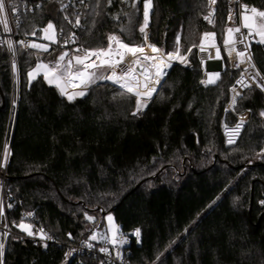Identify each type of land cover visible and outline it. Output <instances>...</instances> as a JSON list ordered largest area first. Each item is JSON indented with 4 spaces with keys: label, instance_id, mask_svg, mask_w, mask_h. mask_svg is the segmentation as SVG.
Instances as JSON below:
<instances>
[{
    "label": "trees",
    "instance_id": "trees-1",
    "mask_svg": "<svg viewBox=\"0 0 264 264\" xmlns=\"http://www.w3.org/2000/svg\"><path fill=\"white\" fill-rule=\"evenodd\" d=\"M113 1L109 6L107 0H88L77 44L101 48L109 36H125L128 11L115 18L121 4ZM243 1L264 9V0ZM26 2L34 9L23 13L21 34L49 21L70 34L65 16L74 10L68 0ZM130 2L137 34L144 0ZM209 2L153 0L151 41L169 51L186 19L180 50L188 63L173 66L138 117L132 115L135 100L111 84H96L74 101L43 75L29 85L27 73L44 55L62 52L59 45L42 56L18 47L14 92L9 54L0 46V160L6 133H13L6 184L15 205L8 219L17 223L24 211L32 212L56 240L44 247L11 236L5 264H100L97 255L68 256L66 244L89 240L108 213L120 232L141 230L142 244L126 248L129 264H264V93L246 89L234 113H227L230 89L241 73L229 68L225 55L220 79L201 84L197 45L210 31L223 43L229 11V0H217L210 26ZM253 56L264 76V45L256 43ZM245 111L250 117L238 142L227 146L224 120L233 125Z\"/></svg>",
    "mask_w": 264,
    "mask_h": 264
},
{
    "label": "snow or ice",
    "instance_id": "snow-or-ice-1",
    "mask_svg": "<svg viewBox=\"0 0 264 264\" xmlns=\"http://www.w3.org/2000/svg\"><path fill=\"white\" fill-rule=\"evenodd\" d=\"M80 3H84V0H79ZM126 2V0H125ZM139 2V0H137ZM109 6L112 4V0H107ZM210 3L215 4L216 0H210ZM97 5H99V0H97ZM39 7V4L36 5ZM65 8L67 5L64 6ZM135 7V4H133ZM153 7L152 0H144L143 3V26L139 28L141 33L145 34V40H147V34L145 29L149 24L150 19V11ZM8 9L15 14L18 11L17 5L15 3H8L6 0H0V14H5ZM63 10V9H61ZM214 13H209L208 17L205 19H209L211 23V15ZM240 22L241 26L238 27H229L227 28V36L223 40V44L225 46V50L229 57L235 52L236 56L239 58L240 63H243L245 58L251 63V55L249 54V49L251 47V43H259L264 45V10H259L255 6L249 8L248 5H241L240 11ZM118 19V17H116ZM67 20L68 17L65 16ZM229 21L233 19L232 14H229ZM69 23L72 21L69 20ZM0 24L3 25V29L5 32H11V28L8 25V20L6 15L3 19H0ZM80 26V18L76 17L75 23L73 27ZM17 27H19V21H17ZM247 29V33L242 32L241 29ZM44 35L43 39L49 41L50 43H57V32L55 25L49 21V23L42 29ZM62 31V29H61ZM236 34H239V40L236 39ZM32 35L35 36L36 32H32ZM215 33H204V39L201 40L199 45V51L205 52L207 47L215 48V57H212L209 54V59H221L220 48L215 44ZM75 33L72 36L65 39L64 44H68L69 41L75 43L74 40ZM258 37V40H250V38ZM205 40H208V44L205 45ZM9 49H13V45L11 41H8ZM22 46L36 49L42 52H48L49 45L41 44V43H29L25 45L24 41L19 42ZM240 43L244 45L243 51H238L236 49V44ZM115 44V47H113ZM151 48L152 55L145 54L144 46H130L128 43H124L120 40L119 37L112 35L108 37V47L107 48H99V49H82L77 48L75 51L77 53L83 52V55H74L69 57L68 52L61 53L54 64L50 65L48 63H44L39 61L36 63L35 68L32 71L27 73L29 85H31L32 80L36 79L37 76L43 75L44 80L50 85L55 86L61 96H66L69 101H74L77 97H84L87 95V90L91 88L93 85H96L98 81L107 80L110 81L113 85L118 86L121 90L120 95L122 97H127L131 99L135 97V107L132 111V115L134 117H138L143 113V111L148 107L149 102L152 100L153 95L157 93V85L161 83L164 76L167 75V69L172 67V63L174 61H179L182 64L187 65V55H181L180 50V38L177 37L176 47L171 52H164L162 49H158L155 45H148ZM195 47V46H194ZM187 53H192V48L187 49ZM131 54L134 57L132 63L120 74L117 73L116 68L123 63L126 55ZM93 57L95 59H93ZM67 58V59H66ZM203 64L204 61L202 60ZM239 67V63L235 65ZM255 67V65H252ZM13 69H16L15 59L13 57ZM105 69L110 70L107 74L100 73L99 70ZM208 78L206 80H202L201 84L205 86L210 84H215L220 79V72L213 71L208 73ZM260 73L257 71L255 76L251 79L256 86L264 91V82H258L256 77H259ZM261 80L264 81V77H261ZM238 84H242L244 87H251L250 84H245L243 80V76L240 80L237 81ZM69 88L73 89H81L79 91L69 92ZM235 92V88L232 89ZM240 93L236 92V95L232 98V104L235 106L236 98ZM260 115L264 117V111H261ZM244 120L240 119V122L236 124L235 128L229 130L227 126H225L226 135H228L227 143L233 144L235 143V136H238L239 131L243 127ZM264 152V150H262ZM10 155L8 146L6 145L4 148V163L6 164L8 156ZM264 204V201L260 202ZM11 207V204L8 205ZM0 215H3V205L0 202ZM31 215V214H29ZM86 219L89 221H94V217L88 216L85 213ZM27 217H23L21 223L16 225L23 232L27 234V236H38L41 241H47L53 239L49 234H47L43 229L37 230V232H33V226L28 223H24V219ZM109 222L108 231L111 232V237L106 233H93L90 237L91 240L96 241H104L105 243H110L113 246L128 243V240L124 238V234L120 233L117 228L112 224L113 217L112 215H108L106 217ZM7 235V233H5ZM139 242L141 236V230L139 228L135 229L132 233ZM69 238H71V234H69ZM47 247L45 243L43 245ZM87 247L92 248V244H88ZM4 245L0 243V264H3L2 257L4 255L3 252ZM99 251L107 253L109 250L107 247H102ZM71 256L72 253L69 252L67 254ZM117 257H120L119 249L117 250Z\"/></svg>",
    "mask_w": 264,
    "mask_h": 264
},
{
    "label": "built area",
    "instance_id": "built-area-1",
    "mask_svg": "<svg viewBox=\"0 0 264 264\" xmlns=\"http://www.w3.org/2000/svg\"><path fill=\"white\" fill-rule=\"evenodd\" d=\"M6 2L8 3H15L17 5L18 11L14 14L11 9H8L7 12L5 14H0V19H3L6 15V18L8 20V25L11 28V32H5L3 29V25L0 24V46L5 47L8 54H9V58H10V62H11V66L13 64V57L15 59V64L17 67V71H15L12 67V76L13 79H15L16 74H19V66H18V56H17V49L18 47H22L23 49H27V50H35L36 52L41 53L42 51L36 50V49H31V48H27L22 46L19 42L20 41H24L25 45L29 44V43H43L45 44L46 40L43 39V31L42 28H38L35 30L36 35L33 36L32 34H21L20 33V26L22 23V16L23 13L27 12L28 10H33L34 6H30L26 0H6ZM71 6L72 9L74 10L72 15H68V19L66 20V22L68 24L71 25V31L69 35H66L65 32L62 30H57V43H52V45L49 47L50 49H52L55 45H59L58 47L60 48V50L62 52H68L70 53H77L75 51V49L77 48H82V49H99V48H85V47H81L79 44L76 43L77 38L79 36L80 31L83 28V20L85 19L84 17H86V11L88 10L89 6H88V0H84V3H80L79 0H71ZM153 3V0H152ZM246 4L249 6V8L255 6L257 9L259 10H264L262 7L260 6H256L253 4H249L244 2L243 0H229L228 5H229V11H228V17L229 14L231 13L233 16V19L231 21H229V19L227 18V28L229 27H238L241 26V22H240V11H241V5ZM211 5V11L210 13H214L213 15H211L210 19H211V23L209 22L208 19V23L211 24L214 23L215 20V16H216V9H217V0L215 4L210 3ZM153 9V7H152ZM152 9L150 11V15L152 12ZM79 16L80 18V26L79 27H73V24L75 23V19L76 17ZM209 16V15H208ZM69 20L72 21V23H69ZM207 20V19H206ZM17 21H19V27H17ZM149 23H150V19H149ZM227 30V29H226ZM242 32L247 33V29H241ZM145 32L147 34V40H144V43L141 46H144V51L145 54L148 55H152V51L151 48L148 47V45H155L152 44L149 40L150 37V30H149V24L147 26V28L145 29ZM75 33L74 36V40L75 43L71 42V40L69 41L68 44H64L65 39H67L68 37L72 36V34ZM145 35V34H143ZM115 36L119 37L121 41H123L121 39V37L119 35ZM179 36L180 38V34L177 35V37ZM227 36V32H225V38ZM176 37V39H177ZM181 39V38H180ZM204 39V37H203ZM236 39L237 41L239 40V34H236ZM258 40V37L255 38H250V40ZM8 41H11L12 45H13V49H9L8 47ZM124 42V41H123ZM125 43V42H124ZM208 44V40H205V45ZM215 44L217 47L220 48V53H221V59L217 60L215 58L213 59H209V54L212 55V57H215V48L213 47H207V50L205 52H200L199 51V45H197V51H198V57L200 62L203 60L204 63L202 64L204 67V71H208L209 73L215 71L218 67V62L221 60L223 62V56L225 55L228 59V66L231 70L233 71H239L241 73L242 76H244V78L248 81V83L250 85H252V87L255 86L256 88V83H254L252 81V77L255 76L256 72L258 71L260 73L259 77H256V80L258 82H264L261 80V77H264L263 74L261 73L255 59L253 56V46L256 44L255 42L251 43V47L248 50L249 54L251 55V63L247 60V58H245L243 63H240L239 58L236 56V53L234 52L232 54L231 57L228 56L226 50H225V46L223 43H219L217 41V38L215 37ZM54 45V46H53ZM130 46H138V45H134V44H129ZM157 48L158 46L155 45ZM108 44L105 47H101V48H107ZM113 47H115V44H113ZM159 49V48H158ZM236 49L238 51H243L244 49V45L237 43L236 44ZM79 53H83V52H79ZM84 54V53H83ZM93 59H95L93 57ZM134 57L131 56V54H128L125 56L123 63L127 65V67L132 63ZM175 61L172 63V67L174 65ZM239 63V67H236L235 65ZM255 65V67H253L252 65ZM119 65V66H120ZM167 69V75L169 70L171 69ZM110 71V70H108ZM108 71L106 72V74L108 73ZM116 71L118 74L121 73V71L119 70V68H116ZM166 75V76H167ZM207 75V72L205 73V76ZM164 76V78L166 77ZM101 83H106L110 81L107 80H103V81H98ZM163 82V81H162ZM162 82L160 84H162ZM160 84L158 85L157 89L159 88ZM15 86L16 83L13 81V90L15 92ZM72 89V88H71ZM259 90L261 91V89L259 88ZM264 93V91H262ZM156 94V93H155ZM155 94L153 95V97L155 96ZM13 104L16 105V103L13 101ZM7 137L5 139L4 142V147H3V152H2V156H1V160H0V202H2L3 205V215H0V243H2L4 245V255L2 257L3 260V264H5V258H6V252H7V246H8V240L11 236L20 238V239H27V240H32V241H38V242H42V243H46V244H50V243H56V240L50 235V233H48L45 228H43L39 223L38 220L35 218V215L32 212H27L24 211L22 213V218L23 217H27L26 219H24V223H28L31 224L33 226V232H37V230L39 229H43L47 234H49L53 239L51 240H47V241H41L39 239L38 236H32L29 237L27 236V234L25 232H23L22 230L19 229V227H17L16 225H19L21 223L17 222V223H10L9 221V217H8V210L13 208L15 205V199L11 193L10 188L7 187L6 184V180H7V167H8V163H9V159H10V155L8 156L7 162L6 164L4 163L3 157H4V148L7 145L9 152L11 154V139H12V134L13 133H6ZM11 204V207H8V205ZM31 214V215H29ZM137 229V228H135ZM135 229L130 230L129 232H120L124 234V238L128 240L127 244H124L123 246H120L119 244L116 246H113L110 243H105L104 241H93L91 239L86 240L84 242L75 244V243H69L66 244L67 247L69 248V251L72 253L71 256H77V255H97L101 258L100 260V264H129L128 261L126 260V253L127 250L126 248L133 245V244H138L141 245L142 244V239L140 236L139 242H137V239L134 235H132V233L134 232ZM5 233H7V235H5ZM88 244H92L93 247L89 248L87 247ZM102 247H107L108 248V252L104 253L99 251L100 248ZM119 249L120 252V257H117V250ZM82 261H78V264H81Z\"/></svg>",
    "mask_w": 264,
    "mask_h": 264
},
{
    "label": "rangeland",
    "instance_id": "rangeland-1",
    "mask_svg": "<svg viewBox=\"0 0 264 264\" xmlns=\"http://www.w3.org/2000/svg\"><path fill=\"white\" fill-rule=\"evenodd\" d=\"M131 0H126V2H125V0H119V3L121 4L119 7H120V11H119V13H117L116 15H115V18L116 17H119L118 15L120 14V13H122V12H124L125 10H127L128 12L129 11H131L130 12V14L128 15V16H130L129 18L131 19V22H130V25L131 26H129V28L127 29V30H124L123 32L124 33H126L125 34V36L123 35V36H121L122 38H124V39H122L125 43H128V44H134V45H138V46H141L143 43H144V40H145V35H143L144 33H141L140 31H139V29L137 30L138 32H137V34H135V20H134V17L135 16H137L136 15V10H135V8H132V4H131V2H130ZM112 2H114L113 0H112ZM209 4H210V2H209ZM210 11H211V5H210V8H209V12H208V14H207V16L206 17H208V15H209V13H210ZM127 12V13H128ZM215 19H216V16H215ZM207 21V23H208V19L206 20ZM54 24V23H53ZM187 20L185 19V21H184V24H183V28L180 30V45H181V43H182V41L184 40V37H185V32H186V30H187V28H185L187 25ZM215 24V20H214V23H212L211 25L213 26ZM143 26V24L141 25V27ZM205 33H213V32H205ZM177 37V36H176ZM176 37L175 38H173L172 39V41H171V43H170V47H169V51H164L160 46H158L157 44H155V43H153L152 41H151V39H150V37H149V40H150V42L152 43V44H155V45H157L158 46V48L159 49H162L164 52H171V51H173V50H171L172 49V47H173V45H174V43H176ZM203 37L204 36H202V39H203ZM215 37H216V35H215ZM201 39V40H202ZM36 43H39V42H36ZM41 44H43V43H41ZM45 44H48L49 45V47L52 45V43H50L49 41H47L46 40V42H45ZM54 46V45H53ZM85 47V46H84ZM86 48V47H85ZM49 50H50V48H49ZM48 50V51H49ZM38 54H40L41 56L42 55H44L46 52H41V53H39V52H37ZM55 53V54H54ZM53 54H52V56L50 57V56H45L44 55V58L43 59H41L40 61H42V62H44V63H48V64H50V65H52V64H54L55 63V61L57 60V58H58V56L62 53V52H60V51H56V52H54ZM74 55H83V53L81 54V53H70L69 54V57H71V56H74ZM18 56V55H17ZM67 59V58H66ZM187 60H188V56H187ZM175 63H180L179 61H175ZM182 64V63H181ZM174 66V65H173ZM35 68V67H34ZM33 68V69H34ZM118 68H119V70L121 71V72H123L124 70H126V68H127V65H125V64H122V65H120V66H118ZM218 68V67H217ZM32 69V70H33ZM223 69H224V63H223ZM31 70V71H32ZM11 71H12V66H11ZM15 71H17V67H16V69H15ZM100 71V73H102V74H106V72L108 71V70H105V69H101V70H99ZM215 71H219L220 72V75H221V72L223 71H220L219 69H216ZM170 72V71H169ZM169 72H168V74H169ZM207 72V74L209 73L207 70L206 71H204V79L206 80L207 78H208V75H206L205 76V73ZM42 75V74H41ZM19 74L17 75L16 74V76H15V79H13V76H12V81H14L15 83H16V86H15V91L18 93V90H19V88H18V80H19ZM38 77V76H37ZM242 77V75L240 74L239 75V77L237 78V80L239 79V78H241ZM167 78V76L165 77V79ZM165 79L163 80V82L165 81ZM236 80V81H237ZM236 81H235V83H236ZM163 82H162V84H163ZM234 83V84H235ZM97 84H111V85H113L112 83H109V82H106V83H101V82H97ZM162 84H160V86H159V88L157 89V92H158V90L160 89V87L162 86ZM233 84V85H234ZM256 85V84H255ZM94 86V85H93ZM92 86V87H93ZM114 87H117L118 88V86H116V85H113ZM233 87V86H232ZM232 87H231V89H230V92H231V90H232ZM255 87V86H254ZM252 88V87H251ZM256 88H258L257 86H256ZM90 89V88H89ZM88 89V90H89ZM119 89V88H118ZM247 89H249V88H247ZM259 89V88H258ZM79 90H81V89H71V88H69V92H73V91H79ZM87 90V91H88ZM120 90V89H119ZM245 91H246V89H245ZM244 91V92H245ZM134 100H135V97H132ZM229 112V111H228ZM249 111H245V112H243V113H248ZM232 113H234V112H232ZM243 113H239V114H237V115H240V114H243ZM249 117H250V115H249ZM237 118H238V116H237ZM249 119V118H248ZM238 120H239V118L237 119V121H236V123L235 124H237V122H238ZM248 121V120H247ZM224 123H226L225 122V120H224ZM235 124H233V125H228V126H235ZM224 128V127H223ZM224 135H225V133H224ZM225 140H226V137H225ZM108 215H112V217H113V221H112V224L115 226V228H117L118 230H119V232H120V226H119V224L116 222V220H115V217H114V215H113V213H108V214H106L105 215V223H104V226H103V228L102 229H97V230H94L93 231V233H106L108 236H109V238L111 237V232L110 231H108V229H109V222L107 221V219H106V217L108 216ZM20 229V228H19ZM21 230V229H20ZM92 233V234H93ZM91 234V235H92ZM96 241H100V240H96Z\"/></svg>",
    "mask_w": 264,
    "mask_h": 264
},
{
    "label": "water",
    "instance_id": "water-1",
    "mask_svg": "<svg viewBox=\"0 0 264 264\" xmlns=\"http://www.w3.org/2000/svg\"><path fill=\"white\" fill-rule=\"evenodd\" d=\"M58 1H60V2H62L63 0H58ZM68 2L70 3L71 2V0H68ZM176 63H174V65H175ZM172 69V68H171ZM170 69V70H171ZM217 69H219L220 71H222L223 70V62L220 60L219 62H218V68ZM169 70V71H170ZM241 78H239L238 80H240ZM237 80V81H238ZM243 80H244V83L245 84H249L248 83V81L244 78V76H243ZM237 81H236V83L233 85V87H232V89L233 88H238V87H240L239 89H238V92L240 93V95L239 96H237V98H236V102H237V100L239 99V98H241L242 97V95L244 94V91H245V89H247V88H249V87H244L242 84H238L237 83ZM251 87H252V85H251ZM250 87V88H251ZM233 96H234V93H233V90H231V100H230V102H229V104H228V106H227V108H226V112L228 113V111L229 112H234L233 110H234V107L235 106H233V104H232V98H233ZM249 115H250V112H248V113H243V114H240V115H237L238 116V118H239V120H238V122L237 123H239L240 122V119L241 118H243V120H244V124H243V127L241 128V130L239 131V134H238V136H235L234 137V139H235V143H233V144H228L227 143V139H228V135H226V131H225V126H227V128L229 129V130H232V129H234L235 128V126H236V124H235V126H228L226 123H224V133H225V137H226V144H227V146H234L237 142H238V140H239V138H240V136H241V134H242V131H243V129H244V127H245V125H246V123H247V120H248V118H249ZM103 214H105V212H103Z\"/></svg>",
    "mask_w": 264,
    "mask_h": 264
},
{
    "label": "crops",
    "instance_id": "crops-1",
    "mask_svg": "<svg viewBox=\"0 0 264 264\" xmlns=\"http://www.w3.org/2000/svg\"><path fill=\"white\" fill-rule=\"evenodd\" d=\"M130 12L131 11H129L128 13H126V16H127V22H126V24L124 25V27H123V31L124 30H127L128 28H129V26H131L130 25V22H131V19L129 18L130 16H128L129 14H130ZM126 34V33H125ZM120 36V35H119ZM121 37V36H120ZM121 39H124V38H122L121 37Z\"/></svg>",
    "mask_w": 264,
    "mask_h": 264
},
{
    "label": "bare ground",
    "instance_id": "bare-ground-1",
    "mask_svg": "<svg viewBox=\"0 0 264 264\" xmlns=\"http://www.w3.org/2000/svg\"><path fill=\"white\" fill-rule=\"evenodd\" d=\"M164 79H165V78H163V80H164ZM163 80H162V81H163ZM162 81H161V82H162ZM157 87H158V85H157ZM239 88H240V87L236 88V89H235V92L233 91L234 95H236V92H238V89H239Z\"/></svg>",
    "mask_w": 264,
    "mask_h": 264
}]
</instances>
